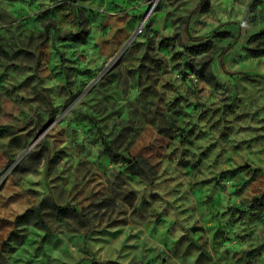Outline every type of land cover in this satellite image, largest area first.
<instances>
[{
	"label": "rangeland",
	"instance_id": "obj_1",
	"mask_svg": "<svg viewBox=\"0 0 264 264\" xmlns=\"http://www.w3.org/2000/svg\"><path fill=\"white\" fill-rule=\"evenodd\" d=\"M0 264H264V0H0Z\"/></svg>",
	"mask_w": 264,
	"mask_h": 264
},
{
	"label": "trees",
	"instance_id": "obj_2",
	"mask_svg": "<svg viewBox=\"0 0 264 264\" xmlns=\"http://www.w3.org/2000/svg\"><path fill=\"white\" fill-rule=\"evenodd\" d=\"M239 76H242L246 79H249V80H253V79H262V77H259V76H252V75H247V74H243V73H238ZM103 145H104V148L108 151V152H111V149H110V145L108 143H106L105 141H103ZM59 210V209H57Z\"/></svg>",
	"mask_w": 264,
	"mask_h": 264
}]
</instances>
